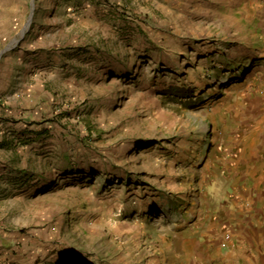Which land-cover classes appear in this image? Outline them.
Segmentation results:
<instances>
[{"label": "rangeland", "instance_id": "rangeland-1", "mask_svg": "<svg viewBox=\"0 0 264 264\" xmlns=\"http://www.w3.org/2000/svg\"><path fill=\"white\" fill-rule=\"evenodd\" d=\"M263 145L264 0H0L2 264H212Z\"/></svg>", "mask_w": 264, "mask_h": 264}, {"label": "crops", "instance_id": "crops-1", "mask_svg": "<svg viewBox=\"0 0 264 264\" xmlns=\"http://www.w3.org/2000/svg\"><path fill=\"white\" fill-rule=\"evenodd\" d=\"M258 149L255 153L250 151L252 156L246 153V159L252 158L250 170H229L227 195L231 199L234 230L226 248H211L212 264H264V149ZM3 250L0 248V264L4 256H10L2 254ZM168 250L181 255L192 251L178 246Z\"/></svg>", "mask_w": 264, "mask_h": 264}, {"label": "built area", "instance_id": "built-area-1", "mask_svg": "<svg viewBox=\"0 0 264 264\" xmlns=\"http://www.w3.org/2000/svg\"><path fill=\"white\" fill-rule=\"evenodd\" d=\"M226 239L224 241V245H228V242L230 241V239L232 238V234L231 233H226L224 236Z\"/></svg>", "mask_w": 264, "mask_h": 264}, {"label": "bare ground", "instance_id": "bare-ground-1", "mask_svg": "<svg viewBox=\"0 0 264 264\" xmlns=\"http://www.w3.org/2000/svg\"><path fill=\"white\" fill-rule=\"evenodd\" d=\"M257 22V21H256ZM260 25V24H259ZM263 25V24H262ZM258 27V26H257ZM204 86V85H203Z\"/></svg>", "mask_w": 264, "mask_h": 264}]
</instances>
